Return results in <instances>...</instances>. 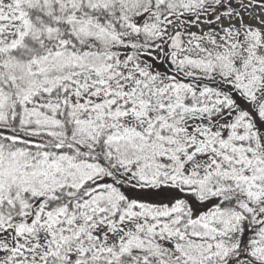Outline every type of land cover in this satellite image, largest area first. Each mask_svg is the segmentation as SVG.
Returning <instances> with one entry per match:
<instances>
[{"label":"snow or ice","instance_id":"snow-or-ice-1","mask_svg":"<svg viewBox=\"0 0 264 264\" xmlns=\"http://www.w3.org/2000/svg\"><path fill=\"white\" fill-rule=\"evenodd\" d=\"M0 264H264V0H0Z\"/></svg>","mask_w":264,"mask_h":264}]
</instances>
